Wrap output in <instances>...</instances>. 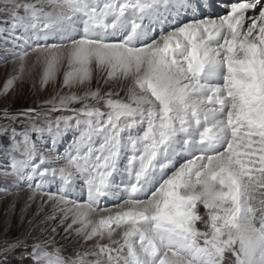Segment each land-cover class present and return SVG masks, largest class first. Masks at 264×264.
<instances>
[{"label":"snow or ice","instance_id":"snow-or-ice-1","mask_svg":"<svg viewBox=\"0 0 264 264\" xmlns=\"http://www.w3.org/2000/svg\"><path fill=\"white\" fill-rule=\"evenodd\" d=\"M0 13L21 41L0 99L26 61L42 89L59 83L36 107L0 108V181L92 242L12 260L26 245L5 232L0 264H264V0H0Z\"/></svg>","mask_w":264,"mask_h":264},{"label":"rangeland","instance_id":"rangeland-1","mask_svg":"<svg viewBox=\"0 0 264 264\" xmlns=\"http://www.w3.org/2000/svg\"><path fill=\"white\" fill-rule=\"evenodd\" d=\"M7 19L6 15L0 13V29L10 27V25L3 23ZM19 35V30L14 33L0 31V89H2L5 81L19 69V60L15 58L14 53L19 52L20 49L14 45L21 43V41L13 38ZM30 63V61H26V71L23 78L16 82L15 87L7 94L6 98L0 99V108L7 105L9 109L19 111L36 107L42 100L53 94L54 90L59 89V83L56 85L49 84L42 89L39 72L29 73L27 71ZM121 94L123 95V93ZM48 115L55 119L58 114L49 113ZM22 120L23 118H21ZM21 121H17L13 126H17ZM67 136V143H64L63 148L59 149L60 151L72 143V134L68 133ZM9 163L4 154L0 152V170L6 169ZM29 195L26 186L19 188L0 181V240L4 239V233L7 232L8 237H20L26 245V248H22L20 252L11 257L12 260L22 259V254L30 250L32 245L44 240L56 247H63L65 254L69 256L92 246L91 241H83L74 231H65L68 224L71 223V219L61 224L62 213L53 209L50 203L42 202L39 195L32 200H29Z\"/></svg>","mask_w":264,"mask_h":264},{"label":"bare ground","instance_id":"bare-ground-1","mask_svg":"<svg viewBox=\"0 0 264 264\" xmlns=\"http://www.w3.org/2000/svg\"><path fill=\"white\" fill-rule=\"evenodd\" d=\"M210 11H211V10H210ZM160 27H162V28H164L165 30H167L168 27H169V25L165 23V24L160 25Z\"/></svg>","mask_w":264,"mask_h":264}]
</instances>
